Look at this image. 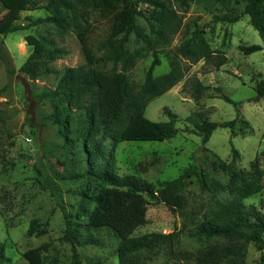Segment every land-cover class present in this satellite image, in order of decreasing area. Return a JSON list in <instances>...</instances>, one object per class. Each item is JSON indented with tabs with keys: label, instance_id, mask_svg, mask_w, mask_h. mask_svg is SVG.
<instances>
[{
	"label": "rangeland",
	"instance_id": "rangeland-1",
	"mask_svg": "<svg viewBox=\"0 0 264 264\" xmlns=\"http://www.w3.org/2000/svg\"><path fill=\"white\" fill-rule=\"evenodd\" d=\"M3 2L7 9L0 8V47L8 52L16 71L10 76L0 58V245L9 258L4 264H31L25 254L35 248H42L43 264H72V246L65 239L67 220L99 242L78 248L83 264H119L117 248L121 237L151 233H179L180 239L147 257V264H198L196 256L205 244L192 239L190 232L203 219L213 199L196 182L185 190L187 214L145 197L124 207L113 204L97 220L81 216L79 208L88 205L80 195L90 192L98 183L78 177L82 165L77 150L66 144L58 126L49 120L52 103L42 97L44 92L56 89L62 75L47 71L32 79L20 72L33 53L27 41L29 36L41 41L48 38L52 48L66 51L48 65L61 72L87 64L81 41L74 32L65 33L51 23H33L48 17V0ZM244 8V0H190L189 8L182 12V29L169 45L158 48L161 65L154 75L159 77L170 71L171 58L191 37L196 24L205 31L210 46L225 51L229 61L220 69L207 65L204 59L198 63L184 61V80L146 109V117L154 122L175 119L178 134L164 142L119 144L116 157L120 175L135 174L156 185L178 178L196 163L227 182L228 175L219 168V162L231 161L233 147L239 152L237 169L249 170L259 156L264 170V98L258 103L252 101L264 81V50L249 56L240 50L242 45L264 47V37L253 28L250 17L244 15ZM227 15L241 19L236 23L217 20ZM91 22L96 29L94 44L105 36L108 25L97 13ZM139 25L149 30L145 19L140 18ZM14 26L24 29L9 33ZM128 47L131 52L143 53L128 73L131 83L139 86L146 79L154 55L143 52L144 44L134 35ZM111 68L109 65L106 70ZM194 80L207 88L194 90ZM222 94L234 103L222 99ZM195 113L203 120L219 124L235 120V133L219 127L203 146L202 137L189 121ZM77 120H73L74 128L78 126ZM261 186L262 191L246 200V204L255 205L264 213V176ZM88 208L94 210L92 205ZM263 255L264 251H257L251 243L246 263L262 264Z\"/></svg>",
	"mask_w": 264,
	"mask_h": 264
},
{
	"label": "trees",
	"instance_id": "trees-1",
	"mask_svg": "<svg viewBox=\"0 0 264 264\" xmlns=\"http://www.w3.org/2000/svg\"><path fill=\"white\" fill-rule=\"evenodd\" d=\"M222 1V0H215ZM244 15L250 17L253 28L264 37V0H244ZM190 0H48V17L39 18L34 24L51 23L65 33L74 32L80 39L87 64L55 70L48 65L65 55L63 48L53 47L48 38L41 41L29 36L27 41L33 47L32 55L20 68V72L37 79L49 71L61 74L55 90L46 91L42 97L52 103L49 120L58 126L66 144L76 148V155L82 165L78 177L98 183L90 192L82 193L88 206H81L82 217L97 220L113 204L127 206L132 202L150 197L164 203L173 211L187 214L186 187L198 183L202 192L213 199L212 206L203 219L195 224L190 237L204 243L205 247L196 256L198 264H247L248 246L254 243L257 251H264V213L246 200L262 191L264 176L260 157L251 163L249 170L236 168L238 150L233 147L229 163L220 160V169L228 175L225 182L213 176L199 164L193 163L176 179L152 184L135 174L120 175L117 168L116 150L124 142H164L178 134L177 122H154L146 117V109L155 99L161 97L184 80L187 69L184 61L220 69L229 61L225 51L213 49L205 38V31L198 24L191 37L185 40L171 58L170 71L156 77L154 71L161 65L158 48L169 45L172 38L184 25V15ZM0 8L7 9L3 0ZM97 13L108 29L101 40L94 44L96 33L93 16ZM146 20L149 30L139 25V19ZM241 16L217 17L220 22L236 23ZM14 26L9 33L21 30ZM144 44L143 52H153L154 60L142 85L131 83L128 73L143 57L129 50L131 36ZM249 56L263 51L261 45L240 47ZM99 55H97V53ZM0 58L10 76L16 74L8 52L0 47ZM112 65L110 70H106ZM196 91L207 87L199 80L191 83ZM221 91V90H219ZM0 90V95H1ZM252 101L258 103L264 98V81L256 89ZM222 99L234 103L222 94ZM239 103H235L238 106ZM240 115V112L238 116ZM77 120V128L73 120ZM189 121L202 137L205 146L219 128H229L235 133L236 121L219 124L203 120L200 114H193ZM76 135V137L74 136ZM101 186H100V185ZM100 186V187H99ZM179 233H151L136 237H121L117 248L119 264H147L146 260L164 246L179 241ZM65 239L72 246V264H83L79 247L98 245L94 237L81 227H74L66 221ZM42 248L26 252L31 264H43ZM6 249L0 245V264L8 261ZM264 264V255L261 257Z\"/></svg>",
	"mask_w": 264,
	"mask_h": 264
}]
</instances>
